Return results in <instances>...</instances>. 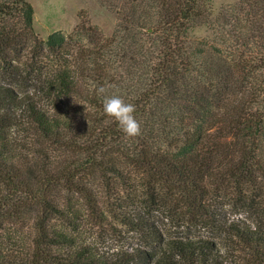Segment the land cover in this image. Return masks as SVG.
<instances>
[{
    "label": "trees",
    "instance_id": "obj_1",
    "mask_svg": "<svg viewBox=\"0 0 264 264\" xmlns=\"http://www.w3.org/2000/svg\"><path fill=\"white\" fill-rule=\"evenodd\" d=\"M102 2L113 34L84 23L73 42L81 25L42 39L28 0H0V264H224L214 234L264 264V0ZM100 86L135 106L139 136ZM29 139L37 155L16 153ZM109 217L144 245L98 249L88 221Z\"/></svg>",
    "mask_w": 264,
    "mask_h": 264
},
{
    "label": "rangeland",
    "instance_id": "obj_2",
    "mask_svg": "<svg viewBox=\"0 0 264 264\" xmlns=\"http://www.w3.org/2000/svg\"><path fill=\"white\" fill-rule=\"evenodd\" d=\"M34 8V31L36 35L42 39H46L49 34L55 31H62L66 34L74 32V28L81 25L82 32L75 33L72 41L84 42V23L95 26L104 36H111L117 25L118 18L114 10L105 5L102 0H28ZM236 0H208L213 8L214 14H217L222 6L232 4ZM196 37H212V31L206 27H200L194 32ZM212 39V38H211ZM20 132V131H19ZM17 132V136L19 135ZM33 132L27 127L25 134L31 137ZM39 142L34 143L32 139L27 141L25 148L20 147L16 153L26 154L27 156H36ZM22 149V150H21ZM136 207L148 219L155 218L158 224L162 227H168L167 219L160 218L161 214L154 210L155 206L147 208ZM135 209V208H132ZM184 210L177 206V212L181 213ZM225 212V213H224ZM222 214H227L229 217L239 215L233 214L229 206H226ZM158 215V216H157ZM242 215V214H240ZM155 216V217H154ZM158 217V218H157ZM162 220V221H161ZM202 220L199 219L194 229L196 235L206 234ZM188 222V221H187ZM179 223L182 225V220ZM175 225V224H174ZM176 227V226H175ZM174 227V228H175ZM180 228V229H181ZM86 236H89L94 245L100 250L115 249L121 244L127 243H141L144 245L142 237L135 233V231L127 224L119 221L116 218L109 217L108 220L100 222L88 221ZM133 236V237H132ZM214 239L222 246L224 264H246V251L243 247L227 244L226 239L214 234Z\"/></svg>",
    "mask_w": 264,
    "mask_h": 264
},
{
    "label": "clouds",
    "instance_id": "obj_3",
    "mask_svg": "<svg viewBox=\"0 0 264 264\" xmlns=\"http://www.w3.org/2000/svg\"><path fill=\"white\" fill-rule=\"evenodd\" d=\"M97 92L104 96V113L118 122L121 130L126 136H139L141 134V125L134 116L135 106L131 103H126L119 95H106V89L103 86H100Z\"/></svg>",
    "mask_w": 264,
    "mask_h": 264
}]
</instances>
